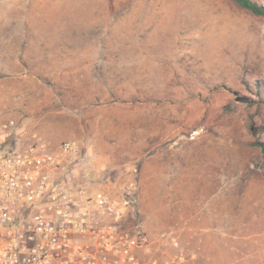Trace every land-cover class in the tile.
Returning a JSON list of instances; mask_svg holds the SVG:
<instances>
[{"label": "rangeland", "instance_id": "374dc122", "mask_svg": "<svg viewBox=\"0 0 264 264\" xmlns=\"http://www.w3.org/2000/svg\"><path fill=\"white\" fill-rule=\"evenodd\" d=\"M9 119L10 148L74 143L56 191L108 195L121 216L91 218L146 234L141 264H264V16L231 0H0Z\"/></svg>", "mask_w": 264, "mask_h": 264}, {"label": "built area", "instance_id": "2783aa9c", "mask_svg": "<svg viewBox=\"0 0 264 264\" xmlns=\"http://www.w3.org/2000/svg\"><path fill=\"white\" fill-rule=\"evenodd\" d=\"M15 127L14 119L0 122V264H141L146 234L91 218V210L121 216L108 195L56 191L53 175L67 171L74 143L62 142L59 151L43 143L10 148L6 138Z\"/></svg>", "mask_w": 264, "mask_h": 264}, {"label": "trees", "instance_id": "16d2710c", "mask_svg": "<svg viewBox=\"0 0 264 264\" xmlns=\"http://www.w3.org/2000/svg\"><path fill=\"white\" fill-rule=\"evenodd\" d=\"M237 4H239L241 7L247 9L251 13L257 16H264V4L259 2L258 0H231ZM257 145L261 147V149L264 150V142H257Z\"/></svg>", "mask_w": 264, "mask_h": 264}]
</instances>
